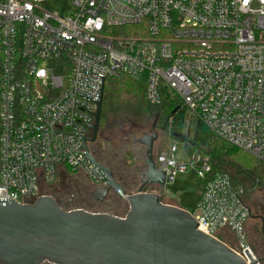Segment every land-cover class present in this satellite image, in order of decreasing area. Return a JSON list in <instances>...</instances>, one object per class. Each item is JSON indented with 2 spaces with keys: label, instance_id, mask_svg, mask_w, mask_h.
I'll list each match as a JSON object with an SVG mask.
<instances>
[{
  "label": "built area",
  "instance_id": "obj_1",
  "mask_svg": "<svg viewBox=\"0 0 264 264\" xmlns=\"http://www.w3.org/2000/svg\"><path fill=\"white\" fill-rule=\"evenodd\" d=\"M46 1L0 0V203L50 195L68 173L108 187L82 137L106 80L122 74L145 80L151 105L176 104L184 123L197 115L264 162V0H71L66 15ZM173 121L155 155L165 184L195 167L200 230L262 264L247 189L201 152L178 156Z\"/></svg>",
  "mask_w": 264,
  "mask_h": 264
},
{
  "label": "water",
  "instance_id": "obj_2",
  "mask_svg": "<svg viewBox=\"0 0 264 264\" xmlns=\"http://www.w3.org/2000/svg\"><path fill=\"white\" fill-rule=\"evenodd\" d=\"M104 86L93 134L100 125ZM157 120V118H156ZM156 120L140 139L146 147V173L137 192L129 193L113 171L94 157L83 136L87 156L105 175L107 188L93 195L103 201L110 191L128 201L124 216L84 208L65 209L51 195L33 201L0 203V261L5 264H246L225 242L200 230L192 214L163 202L146 185L164 186L165 172L155 161ZM181 141L186 135L176 132ZM264 189V187H263Z\"/></svg>",
  "mask_w": 264,
  "mask_h": 264
},
{
  "label": "trees",
  "instance_id": "obj_3",
  "mask_svg": "<svg viewBox=\"0 0 264 264\" xmlns=\"http://www.w3.org/2000/svg\"><path fill=\"white\" fill-rule=\"evenodd\" d=\"M70 2L71 0H47L46 6L61 15H66L72 10ZM177 107L176 104L167 101L160 106L151 105L146 98L145 80L122 74L106 80L100 125L116 126L117 129L129 125L135 132V124H148L152 118L154 120L157 118L159 122L164 121L162 129L168 133L170 118L174 117L172 134L182 132L184 112L175 111ZM191 143L210 157L215 170L229 174L234 182L243 185L247 192L257 190V188L263 189L264 162L246 153H241L238 148L216 136L200 121ZM52 190L55 193L58 192L55 186ZM132 190L135 188L128 192L132 193ZM51 196L56 199L53 195ZM124 202L125 200L119 201L118 207H121ZM113 209L108 212L112 215L123 216Z\"/></svg>",
  "mask_w": 264,
  "mask_h": 264
},
{
  "label": "flooded vegetation",
  "instance_id": "obj_4",
  "mask_svg": "<svg viewBox=\"0 0 264 264\" xmlns=\"http://www.w3.org/2000/svg\"><path fill=\"white\" fill-rule=\"evenodd\" d=\"M157 123L158 119L156 120V127ZM135 126L136 130L133 132L129 125L118 129L116 126L99 125L97 133L93 134V132H91L90 134V137H95L94 140L87 142L96 160L113 171L114 175L122 182L127 192L133 188L138 189L146 173V147L144 144L140 143V139L149 132L148 124L138 123L135 124ZM87 178L89 182L96 187L95 183L89 177ZM163 187L164 186L150 184L145 186V190L160 193L164 199ZM77 191L78 188L75 185L67 187L62 192V198H68L70 196V199L67 200V203L59 202L60 205L65 209H86L85 206L73 207L77 200V197L74 196ZM92 197L97 203L101 205L106 204L104 206L105 212L111 210L119 201L125 200L120 198L113 191H110L103 201L96 200L94 195ZM68 204L70 206H68ZM250 205L252 209L251 220L255 221L257 219L258 226L257 229L256 225L253 227L248 226L249 240L252 247H254V244L255 248L257 247L259 249L256 253L261 258L262 264H264V202L261 200L256 201V198H254L250 200ZM256 208H258L259 212L256 211ZM0 264L5 263L0 261ZM41 264L53 263L45 261Z\"/></svg>",
  "mask_w": 264,
  "mask_h": 264
},
{
  "label": "rangeland",
  "instance_id": "obj_5",
  "mask_svg": "<svg viewBox=\"0 0 264 264\" xmlns=\"http://www.w3.org/2000/svg\"><path fill=\"white\" fill-rule=\"evenodd\" d=\"M131 29V28H130ZM189 121V122H188ZM154 119L148 123V131L151 129V125L153 124ZM199 122L198 116H187L186 122L183 125V133L186 135L187 140L181 141L178 139V152L177 155L182 157L185 152L186 160L190 161L191 158H193L194 154L197 152L203 153L201 150H199L198 147L193 145L191 143V140L193 139L195 133H196V127ZM164 121H158L156 130L158 131V139L154 144V154L156 155L159 151L166 148L168 145L167 140V133L165 130L162 129ZM239 151L242 153H246L248 156H251L252 158L257 159L255 156H253L251 153L239 149ZM205 182L203 179H201L197 173V170L195 167H191L186 172L178 173L173 181V183H167L163 187V193H164V199L163 202L165 203H174L181 208L189 211L194 212L197 201L199 199L200 193L203 190ZM75 185L78 188L77 193L74 195L77 197V200L75 201V204L73 207H79V206H85L86 209L90 211H104V205H101L97 203L94 198L92 197V193L95 191L96 187L94 184L89 182V179L86 175L83 173L76 174V173H68L66 176H63L60 178V181L55 186L57 188L58 192H53V190H49L51 195H53L59 202L67 203V200L70 199V196L68 198H62V192L65 188ZM138 189L135 188V190H132L131 192H137ZM248 198L249 200H253L256 198L257 200H261L264 202V189L257 190H251L248 192ZM127 202V203H126ZM119 204L114 205L112 209L116 213H120L121 215H125L129 209V203L125 200L124 203H122L121 207H118ZM68 206H70L68 204ZM71 208V207H69ZM256 211L259 212L258 208H256ZM256 225V229L258 226V220H250L249 226L253 227ZM253 244V243H252ZM254 251H258L259 249L253 244Z\"/></svg>",
  "mask_w": 264,
  "mask_h": 264
},
{
  "label": "crops",
  "instance_id": "obj_6",
  "mask_svg": "<svg viewBox=\"0 0 264 264\" xmlns=\"http://www.w3.org/2000/svg\"><path fill=\"white\" fill-rule=\"evenodd\" d=\"M171 204H174V203H171ZM176 205V204H175Z\"/></svg>",
  "mask_w": 264,
  "mask_h": 264
}]
</instances>
